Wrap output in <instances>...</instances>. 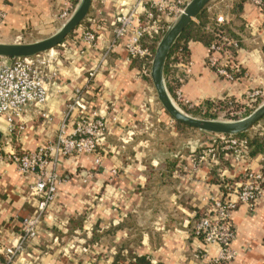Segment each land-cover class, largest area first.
<instances>
[{"label": "crops", "instance_id": "crops-1", "mask_svg": "<svg viewBox=\"0 0 264 264\" xmlns=\"http://www.w3.org/2000/svg\"><path fill=\"white\" fill-rule=\"evenodd\" d=\"M135 1L93 0L88 17L54 49L58 78L49 85L47 103L28 104L12 131L0 119V151L6 152L35 151L55 140L63 127L71 134L78 111L68 116V104L78 90L87 113L108 123L98 153L60 159L56 200L13 264H139L138 258L146 264H208L219 246L206 247L192 234L194 219L212 198L226 194V185L243 184L250 172L263 173L264 154L251 155L250 148L239 156L224 150L223 158L213 157L202 134L184 142L176 125L166 127L164 138L150 133L153 101L148 79L139 75L140 62L130 60L124 41L108 52L118 15ZM79 2L0 0L6 12L0 42H35L55 34L63 26L61 11ZM204 11L205 20L197 16L193 21L206 32L214 33L217 16L226 19L221 30L235 44L215 54L234 77L210 65L211 45L191 40L188 61L175 65L176 96L180 90L189 107L201 109L207 102L244 103L254 90L264 97V11L253 0H211ZM86 32L95 34L93 42L85 40ZM171 156L176 166L170 182L146 190L150 170L166 172ZM1 171L0 249L16 242L22 220L37 205L31 195L34 175L22 174L12 162ZM233 219L231 264H264V192L255 205L240 204Z\"/></svg>", "mask_w": 264, "mask_h": 264}, {"label": "built area", "instance_id": "built-area-1", "mask_svg": "<svg viewBox=\"0 0 264 264\" xmlns=\"http://www.w3.org/2000/svg\"><path fill=\"white\" fill-rule=\"evenodd\" d=\"M253 1L264 11V0ZM186 5V0H136L127 13L118 15L115 37L108 52L124 41L130 60L139 62L141 60L140 77L150 78L155 53L144 45V39L161 40ZM76 8L70 4L61 11L60 18L63 25ZM5 19L6 12L0 9V30ZM225 21L223 15L215 18L212 31L216 33V39L211 44L213 53L209 63L217 67L221 75L233 78L234 76L227 69L229 65L220 63V57L215 54L223 53L225 45L235 44L221 30ZM84 38L91 43L95 40V34L86 32ZM57 56L54 49L32 57L0 56V119L4 118L9 123L10 131L15 127L16 120L22 117L28 104L33 103L43 107L47 103L49 85L54 84L58 78L55 68ZM232 67L236 66L232 65ZM91 75H94V71ZM259 94L260 91L254 90L250 101L255 100ZM177 98L179 102L189 105L180 90L177 91ZM87 106L83 92L76 91L73 101L68 104L67 111L68 116L78 111L76 119L73 120L74 129L71 134H66L63 127L55 140L49 141L35 151H0V176L2 165L8 162L15 163L22 174L34 175L31 195L37 199L33 213L22 220L21 233L16 242L4 245L0 249V264H13L29 241L38 235V228L58 194L61 177L57 165L60 159L98 153L102 147L108 123L95 112L88 114ZM213 140L214 142L207 147V151L213 157L217 156L218 142L224 143L223 150H231L236 156L248 150L247 139L217 135ZM247 176L248 179L243 184L233 185L226 194L212 198L210 206L199 213L192 223V234L200 238L206 247L211 244L219 246L218 255L211 258L208 264H231L235 258L236 254L232 248L236 235L233 215L240 204L255 205L264 192L263 173L250 172ZM205 253L206 249L198 256Z\"/></svg>", "mask_w": 264, "mask_h": 264}, {"label": "water", "instance_id": "water-1", "mask_svg": "<svg viewBox=\"0 0 264 264\" xmlns=\"http://www.w3.org/2000/svg\"><path fill=\"white\" fill-rule=\"evenodd\" d=\"M211 0H191L180 16L172 23L157 44L152 66L151 80L158 99L169 115L178 122L216 135H238L249 131L264 117V103L248 116L233 121L193 117L179 108L170 96L164 78V70L173 47L188 25L204 10ZM93 0H80L70 19L53 35L30 43H0V56L32 57L60 46L88 17Z\"/></svg>", "mask_w": 264, "mask_h": 264}, {"label": "trees", "instance_id": "trees-1", "mask_svg": "<svg viewBox=\"0 0 264 264\" xmlns=\"http://www.w3.org/2000/svg\"><path fill=\"white\" fill-rule=\"evenodd\" d=\"M198 18L205 20L206 15H205V11L203 10L199 15ZM225 29V28H224ZM223 30V28H222ZM216 39V33H211V32H206L205 30H203V28L198 25L195 21H192L188 27L184 30V32L181 34L180 38L178 39V41L176 42L175 46L173 47L171 54L167 60L166 66H165V70H164V78H165V84H166V88L169 92V94L171 93L172 96L174 98H176V93H175V87H177L180 84V79L179 78H175V65L179 62V61H188V43L191 40H199L202 41L203 43L207 44V45H211L214 40ZM160 39H148L145 38L144 39V45H146L148 48H150V50H152L153 52L156 50L157 44L159 42ZM64 42L61 44L63 45ZM140 60V59H139ZM143 61V60H142ZM141 62V60H140ZM237 102L234 100H227L224 102H207L206 103V107H205V112L198 107H194V108H190L187 106H184L180 103V105H182L183 109L186 111V113H188L189 115H196L198 112L199 113H203L204 115L202 117H213L215 118L218 115V111L221 110H225L228 107H230L233 104H236ZM238 104V103H237ZM251 110H248V113L246 114V116L249 115V113ZM245 116V117H246ZM195 117V116H194ZM262 121H264V117L256 124L261 123ZM176 127L179 130V134L182 136V140L184 141V139H192L193 137L195 138L197 133V128L191 127L189 125H186L184 123L175 121ZM255 124V125H256ZM264 125V123H263ZM251 129L250 131L244 132V133H240L238 135H227V136H233L236 138H241V139H247L248 142V150L250 148V154L251 155H256L258 153H262L264 154V126L262 127V129L259 130H254ZM204 135V134H203ZM205 138H212L210 136H206L204 135ZM210 143H213L214 140L209 139ZM186 141V140H185ZM169 144H171L172 142H168ZM223 145H220L219 147H217V150H220L219 153L217 154V156L222 157L223 158V153L224 150L222 148ZM167 159V164H166V172H158L156 170H150L149 173V181H148V185L146 187V190H151L153 188L154 185H158L159 182H164V183H168L170 182L169 177L171 176L176 163L174 158L171 156L170 158H166ZM161 173V176H158V174ZM263 175H264V170H263ZM233 185H226V187H224L225 193H227L231 187ZM152 187V188H151ZM193 233V232H192ZM138 262L139 264H146L145 261L142 258H138Z\"/></svg>", "mask_w": 264, "mask_h": 264}, {"label": "rangeland", "instance_id": "rangeland-1", "mask_svg": "<svg viewBox=\"0 0 264 264\" xmlns=\"http://www.w3.org/2000/svg\"><path fill=\"white\" fill-rule=\"evenodd\" d=\"M172 23H171V25H172ZM0 43H2V42H0ZM17 43H30V42H29V40H24L23 39V41H19ZM59 47L60 46H57L54 49H57ZM154 53H155V51H154ZM148 82L150 84V89H151L150 90V92H151L150 96H151V99L153 101V106H152L153 108H152V112H151V116L153 118V121H152V123L150 125V128H151L150 129V133L153 134L156 131L157 134H161V136H163V138H164L165 135H168V130L166 129V127L169 126V125H174L175 126L176 125L175 124V120L164 109L162 103L158 99L156 90H155L154 85H153L152 80H151V76H150V78H148ZM170 96L172 97L174 103L186 113V111L183 109L182 105L189 107L188 104H184L182 102V105H180L179 100L174 98L171 93H170ZM250 96H251V93H248V97H250ZM225 101H227V100H225ZM222 102H224V101H222ZM262 103H264V97L261 96V93H260L258 95V97L255 98V100L250 101V98H248V99H246V102H244V103H241V104H237L236 103V104L231 105L230 107H228L225 110L218 111V115L215 118H213V117L212 118L211 117H202L204 114L203 113H199V112L196 115H192V114H190V115L193 116V117L195 116L197 118H202V119L233 121V120H239V119L244 118L246 116V114L248 113V110H251L250 112L252 113ZM205 107L202 109L204 112H205ZM190 108H194V107H190ZM263 123H264V121H262L259 124L254 125V127L251 128V129H254L255 131L259 130V129H262V127L264 126ZM197 133L202 134V135L204 134V135L210 136L212 138H216L217 137L216 134H211V133L204 132V131H201V130H197ZM212 138H209V139H212ZM192 139L195 140L194 137ZM192 139H189V138L188 139H184V142H185V140L189 142ZM205 139H208V138H205ZM239 139H241V138H239ZM211 144L212 143H210L209 145H211ZM217 144L219 146L220 145H224V143H221V142H218Z\"/></svg>", "mask_w": 264, "mask_h": 264}]
</instances>
